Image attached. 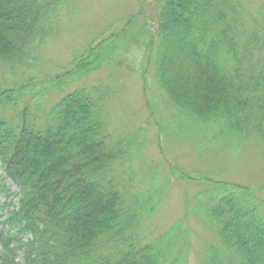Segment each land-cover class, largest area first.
Returning a JSON list of instances; mask_svg holds the SVG:
<instances>
[{
    "label": "trees",
    "instance_id": "16d2710c",
    "mask_svg": "<svg viewBox=\"0 0 264 264\" xmlns=\"http://www.w3.org/2000/svg\"><path fill=\"white\" fill-rule=\"evenodd\" d=\"M66 1L0 0V164L17 188L0 183L10 198L0 207V264H183L185 230L153 236L148 224L164 185L144 176L136 188L130 161L140 146L108 128L110 84L77 86L47 110L22 100ZM156 4L155 34L131 16L38 92L61 91L102 68L130 69V51H155L154 74L185 123L184 139L264 141V13L254 16L244 0ZM176 174L202 185L201 220L216 237L199 264H264L259 191Z\"/></svg>",
    "mask_w": 264,
    "mask_h": 264
},
{
    "label": "rangeland",
    "instance_id": "374dc122",
    "mask_svg": "<svg viewBox=\"0 0 264 264\" xmlns=\"http://www.w3.org/2000/svg\"><path fill=\"white\" fill-rule=\"evenodd\" d=\"M156 1L67 0L57 11L58 34L44 43L37 70L29 73L32 79L28 86L34 88L26 90L22 100L30 108L40 103L39 109L47 110L77 86L109 83L113 92L105 109L108 128L115 135L132 138L134 144L140 146L136 159L130 161L136 188L142 187L144 176L152 178L155 185H164L149 228L153 236L170 228H175L176 232L185 230L188 248L183 264H199L204 249L216 243V237L201 220L203 198L196 193L202 185L184 182L176 173L206 175L214 180L254 187L263 199L264 214V141L249 137L230 142L209 136H199L193 141L184 139L182 127L185 123L168 104L167 94L154 74L155 51L144 54L145 51L137 49L130 51L127 54L131 60L130 69L102 68L70 86L66 83L61 91L50 88L38 92L48 76L62 73L74 60H80L90 45L117 32L131 16L135 17L132 20L135 26L140 25L145 32L155 34ZM244 4L254 16L264 13V0H244ZM181 30L186 31L184 27ZM11 113L6 112L7 115ZM171 128L173 132L169 131ZM1 182L12 192L17 191L0 164ZM9 200L0 191V207ZM4 213L1 208L0 232L7 229L2 222Z\"/></svg>",
    "mask_w": 264,
    "mask_h": 264
}]
</instances>
